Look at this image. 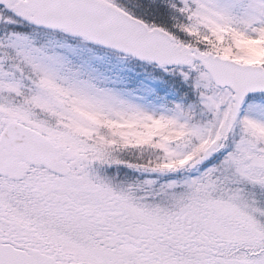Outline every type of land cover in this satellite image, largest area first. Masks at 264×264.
I'll use <instances>...</instances> for the list:
<instances>
[{
    "label": "snow or ice",
    "instance_id": "obj_1",
    "mask_svg": "<svg viewBox=\"0 0 264 264\" xmlns=\"http://www.w3.org/2000/svg\"><path fill=\"white\" fill-rule=\"evenodd\" d=\"M0 264H264V0H0Z\"/></svg>",
    "mask_w": 264,
    "mask_h": 264
}]
</instances>
